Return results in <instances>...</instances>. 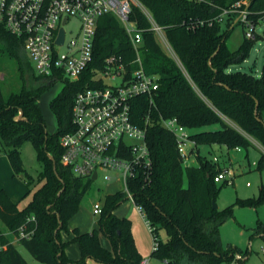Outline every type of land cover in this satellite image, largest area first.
Listing matches in <instances>:
<instances>
[{
  "label": "trees",
  "instance_id": "1",
  "mask_svg": "<svg viewBox=\"0 0 264 264\" xmlns=\"http://www.w3.org/2000/svg\"><path fill=\"white\" fill-rule=\"evenodd\" d=\"M138 1L161 27L179 61L163 48L150 28V19L133 3L130 18L142 31L138 46L141 63L147 73L158 79V89L151 100L138 96L131 103L132 121L145 129L152 159L148 180L129 182L134 201L141 205L153 228V236L158 238L157 248L151 255L163 264L233 261V264H243L242 259L234 260L240 248L222 245L219 226L232 216L235 206L261 205L264 183L255 197H236L228 206L214 208L212 201L227 183L214 181V175L221 168L216 161L200 154L198 147L221 144L227 148H247L254 144L253 140L264 147V66L260 75L228 70L230 65L241 63L249 56L259 35L255 33L253 38L244 35L234 50L227 46L226 40L238 21L233 22V15L223 20L219 17L223 9L238 0ZM247 1L248 17L256 22L264 9V0ZM1 51L17 60L19 70L27 67L30 77L36 84L39 82L40 77L23 59L22 40L0 22ZM111 54L122 55L126 62L136 56L117 17L104 14L96 21L90 66L76 80L57 77L64 83L49 102L56 121L52 132L46 130L39 98L53 81L28 86L24 79L19 90L6 96L0 92V153L8 156L13 175H22L26 186L32 177L20 156V147L25 141L32 143L40 166L37 186L22 207L19 201L11 199L5 188H0V242L5 243L0 251V264H28L10 239L24 223L26 229L33 228L34 232L30 237L18 239V243L41 264H85L88 258L104 264L140 263L142 256L134 243L130 220L113 213L126 197L123 190L103 196L97 218L98 230L109 239L111 249L101 245L96 228L80 232L74 227L70 241L78 244L81 255L71 259L64 252L68 242L62 241L60 235L61 230L69 231L67 221L78 211L92 184L90 177L76 176L60 162V137L73 128L71 107L75 94L88 86L100 85L92 76ZM170 117H176L190 129L196 143V164H182L173 134L161 125V118ZM257 169H264V153ZM31 190L28 188L23 198ZM31 215L35 221L26 222ZM160 231L164 232V239ZM255 232L264 233L260 222Z\"/></svg>",
  "mask_w": 264,
  "mask_h": 264
},
{
  "label": "built area",
  "instance_id": "2",
  "mask_svg": "<svg viewBox=\"0 0 264 264\" xmlns=\"http://www.w3.org/2000/svg\"><path fill=\"white\" fill-rule=\"evenodd\" d=\"M133 3L146 13L151 22L150 28L179 62L161 27L138 0H0V22L22 40L23 52L32 61L36 75L50 81L57 80L59 75L76 80L90 66L99 16L113 14L124 27L136 50V56L131 62H126L119 54L106 56L102 68L96 69L92 76L100 85L88 86L75 94L71 107L73 128L60 137V162L79 177L91 178L96 172V178L93 179L96 180L99 171L104 169L112 173L105 174V179L120 178L123 182L121 190L141 214L152 236V250H155L158 238L153 236L150 222L129 189L130 181L140 178L148 180L152 165L145 129L132 121L131 103L138 96H146L151 100L158 89L157 76L147 73L141 63L138 46L142 40V31L137 22L130 18ZM247 6V0L235 1L222 10L219 20L233 15L246 26L245 36L253 38L256 24L264 23V9L257 21L253 22L248 17ZM70 17L79 20V27L73 36L68 37L66 25ZM61 28L63 40L60 43L58 38ZM117 79V83H107V80L111 82ZM161 125L173 134L182 164L191 165L188 160L195 155L196 143L191 138L190 129L176 117L161 118ZM213 160L216 158L213 157ZM232 178L233 173L229 168H221L214 175L217 183L231 184ZM101 209V202L93 204V214L99 215ZM31 221H35L32 215L26 222ZM25 225L18 227L16 240L30 237L34 232L33 228L26 229ZM4 247L5 243L0 242V251ZM239 259L241 255L234 254V260ZM148 263L146 257L139 264Z\"/></svg>",
  "mask_w": 264,
  "mask_h": 264
},
{
  "label": "rangeland",
  "instance_id": "3",
  "mask_svg": "<svg viewBox=\"0 0 264 264\" xmlns=\"http://www.w3.org/2000/svg\"><path fill=\"white\" fill-rule=\"evenodd\" d=\"M235 20L236 17L235 19H233V22ZM78 27L79 20L75 17H70L69 22L66 25L68 37L73 36L77 32ZM246 30V26L238 21V23L234 25L233 29L230 32V35L226 40L227 46L232 50L236 49L242 42ZM254 31L259 35V38L253 44L249 52V56L241 63L230 65L228 68L229 71L240 70L245 72H252L255 75H260L262 67L264 66V23H257ZM160 42L163 48L168 51L161 40ZM22 55L23 59H25L30 66L31 71H33V73L36 75L32 61L24 52L22 53ZM67 78L69 80H73L72 78ZM24 79L26 80L25 84L28 86L47 84L50 81V79H44L42 77L36 84L34 79L30 77L27 67H25L23 70H19L17 60L7 53L1 51L0 92L4 96H6L12 91L19 90L24 83ZM117 82H119V79L113 80L111 82L107 80V83L110 84H114ZM63 83L64 82L62 79L54 80L53 83L45 89V91L39 98V105L44 116L46 130L48 132H52L56 126L55 118L49 108V102L60 91ZM216 126L217 125H214L213 127ZM209 149L210 155L216 158L215 161L219 162L221 168L228 167L232 172H234L233 175H235V179L232 178L233 184H226L225 186H223L215 199V203L219 209H222L233 203L236 197H255L258 194L261 182L260 175L258 173L259 171L254 170V167L251 165L252 161L257 159L259 156V150L256 147L252 145L248 146L247 148L241 147L242 151L237 152L234 150V148H227L226 146L221 144H212L210 145ZM205 152V148H201V151H199L200 154L207 156ZM20 156L26 171L32 177L31 183L26 186L24 177L22 175H13L8 156L0 153V188L4 187L5 189H7L13 197L19 200V205L22 206L28 201V199L31 197L32 192L37 186V173L40 169V166L36 159L35 149L30 141H25L21 145ZM211 159L213 160V158ZM188 162L194 164V157H190ZM249 166H251L252 168L249 169ZM107 173L112 174L110 170L102 169L99 171V178L96 180H92L90 189L84 195L81 201L79 210L74 218V220L77 221L81 227H89V229H92L94 224L97 223V218L99 215L93 214L92 211L93 204L95 202H101L103 196L107 192L113 193L123 189L122 180L120 178H116L117 180H107L104 178V175ZM247 181L252 184L251 187L245 186V183ZM184 184H186V179H184ZM28 188H31L32 190L27 196L23 198ZM128 201L129 198L125 197L116 208V211L123 212L130 209L136 210L134 203H129ZM135 212L138 214L139 218L140 215L138 211ZM140 219L144 231L143 228H141V225L140 228L142 229V232H144V235L148 236L150 244L149 253L145 254L144 257H147L149 259V264H162L159 260L152 257L151 255L152 236L143 219L141 217ZM137 224H135V228L137 227ZM234 228H232V230L229 229V235L231 234L230 237L234 239L233 241H237L236 243L240 246L244 264H264V241L262 240V238L257 235H252L253 233L250 235L251 237H249L247 228V230H243V233H240L236 227ZM5 233L11 234L10 231H6ZM160 237L162 239L165 238V234L163 231H160ZM14 238V235L10 237L11 241H13L17 246V249L25 258L28 264H41L24 246L19 243L17 244V241Z\"/></svg>",
  "mask_w": 264,
  "mask_h": 264
},
{
  "label": "crops",
  "instance_id": "4",
  "mask_svg": "<svg viewBox=\"0 0 264 264\" xmlns=\"http://www.w3.org/2000/svg\"><path fill=\"white\" fill-rule=\"evenodd\" d=\"M263 119H264V113H263ZM253 143L254 144L252 146L256 147L259 150V156L257 159L252 161L251 165L254 167V170L259 171L258 173L260 175V181H261L260 186H261V184L264 183V169H261V170L257 169V163H258L260 156L264 153V147L261 146L257 141H253ZM201 148L206 149L205 154L207 156H209L208 158H210V159L213 158L212 155H210V149H209L210 145H201L198 147V150L201 151ZM234 150L237 152L242 151L241 147H234ZM194 152H195V155H193V157L195 159L194 164H196V152H197L196 149L194 150ZM216 162L218 163L219 167L221 168V165L219 164V162L218 161H216ZM248 164H250V163H248ZM191 165H193V164L191 163ZM224 168H228V167H224ZM251 168L252 167L249 166V169H251ZM232 173L234 174V172H232ZM233 179H235V175H233ZM232 182H233V180H232ZM247 183H249V184L247 185ZM231 184H233V183H231ZM245 184H246L245 185L246 187L252 186V184L249 181H247ZM260 186H259V188H260ZM6 191L8 192L9 196L11 197V199L13 201H19L18 199L13 197L12 194H10V192L7 189H6ZM107 193H105V194H107ZM128 202L131 203L132 201L129 199ZM80 205H79V207H80ZM22 206L19 205V207H22ZM235 207L233 209L232 216L227 218L219 226V237H220L221 243L224 247H226L227 245H232V246H237L238 248H240V246L236 243L237 241H233L234 239H232L230 237L231 234L229 235V229L232 230V228H234V227H236L240 233H243V230L247 228L249 231V232L247 231V233H249V235H248L249 237H251L250 235L252 233H253L252 235H257V236H260L261 238H262V236H264V233L255 232L256 227H257L259 222L264 226V202L257 207H238V206H235ZM116 208L113 210V213L116 216L127 217L130 220V222H131V233H132V236L134 239V243L136 245L138 252L141 254L142 258H145L144 255L149 253L150 244H149L148 236L144 235V232H142V229H141V228H143V225H142V222L140 219V217L142 218L141 214L138 212L140 215L138 218V214L135 212V211H137V209L136 210L130 209L128 211H123V212L119 211L118 212V211H116ZM78 210H79V208H78ZM76 213L72 217H70L69 220L67 221V226L69 228V231H65V230L60 231L61 240L68 242L64 247L65 255L71 259H78L81 255L78 244L76 242L70 241L71 238L73 237V234L71 232L72 228L76 227V228H78V230L80 232H85V231L90 230L89 227H81L79 225V223L74 220ZM136 222L139 224H137ZM132 223H133V225H132ZM135 224H137L136 228H135ZM140 225H141V228H140ZM93 228H96L98 230V224L97 223L94 224ZM143 231H144V228H143ZM98 237H99V241L103 247H105L107 249H111V244H110L109 239L106 236H104L102 234V232H100L99 230H98ZM146 237H147V239H146ZM262 240H263V238H262ZM16 241L18 244V240H16ZM11 242L14 243L13 241H11ZM239 254L241 255V259L244 261V259L242 258V251ZM85 264H104V263L97 262L92 258H88L86 260ZM243 264H244V262H243Z\"/></svg>",
  "mask_w": 264,
  "mask_h": 264
},
{
  "label": "water",
  "instance_id": "5",
  "mask_svg": "<svg viewBox=\"0 0 264 264\" xmlns=\"http://www.w3.org/2000/svg\"><path fill=\"white\" fill-rule=\"evenodd\" d=\"M236 21H238V19H236L234 22H236ZM60 34H59V38H58V42H62V40H63V29L61 28L60 29ZM50 158L53 160V157L50 155ZM54 161V160H53ZM96 172H94L93 174H92V176H91V179L93 180V179H95L96 178ZM212 206L214 207V208H216L217 207V205H216V203H215V200H213L212 201Z\"/></svg>",
  "mask_w": 264,
  "mask_h": 264
}]
</instances>
